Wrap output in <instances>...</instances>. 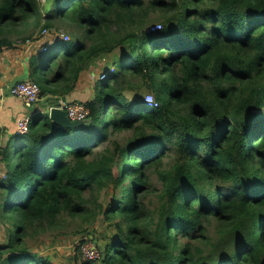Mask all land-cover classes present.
I'll list each match as a JSON object with an SVG mask.
<instances>
[{"label":"trees","instance_id":"1","mask_svg":"<svg viewBox=\"0 0 264 264\" xmlns=\"http://www.w3.org/2000/svg\"><path fill=\"white\" fill-rule=\"evenodd\" d=\"M64 26L63 50L31 60L41 97L70 93L101 54L118 57L84 124L33 113L4 145L0 127V264H53L27 239L86 216L84 193L105 189L114 232L79 264H264V0H0V53ZM142 86L158 106L125 95Z\"/></svg>","mask_w":264,"mask_h":264},{"label":"rangeland","instance_id":"2","mask_svg":"<svg viewBox=\"0 0 264 264\" xmlns=\"http://www.w3.org/2000/svg\"><path fill=\"white\" fill-rule=\"evenodd\" d=\"M38 1L42 4L43 8H48L50 5V0ZM67 30V27L64 26L60 28L58 32H64L67 34ZM68 35L70 36L69 33ZM59 46L60 45L58 43L53 44L50 50L45 54L43 53V55H54L58 49L62 51L63 49L59 48ZM117 57L118 49H115L112 53H103L98 59L94 60V64L91 66L93 72H95V76L101 74V69L105 66H109ZM88 70H91V67H89L87 71ZM40 74H42V72H40ZM96 80H98L97 77H95L94 83H96ZM150 92V90H147L144 86H142L138 91L125 90V95L129 99L135 97L144 99L146 93ZM44 115L45 113H43V116ZM45 118H42V120ZM126 136L127 133H120L118 138L123 139ZM98 147H102V145ZM170 162V158H165L162 162V168H168ZM4 170L5 168L2 163H0V177H4ZM149 175H151L150 183L157 191L148 197L147 207L150 210H154L155 206L158 204V191L161 189L162 185L160 177L157 173L151 172ZM111 193L112 190L110 189H105L100 192L86 191L84 193V204L88 214L83 217H71L67 214H63V219L58 227L47 228L45 231L39 233L35 238L27 239L29 250L51 260L53 264H79V262L83 260L82 253L80 251V244L83 241L88 242L90 245L94 244L99 250V245H103L114 232L113 229L115 228V225L111 224L110 221L102 214L104 204L108 200ZM214 225L215 224H207V227L210 230L209 234L212 237L215 235L213 231ZM6 237L7 235L5 229L0 222V242L4 243L6 241Z\"/></svg>","mask_w":264,"mask_h":264},{"label":"crops","instance_id":"3","mask_svg":"<svg viewBox=\"0 0 264 264\" xmlns=\"http://www.w3.org/2000/svg\"><path fill=\"white\" fill-rule=\"evenodd\" d=\"M45 41L43 37L38 38L37 32L32 39H29L22 44H17L13 48L3 49L0 53V83L3 88L7 87L10 80L22 75L26 70L29 73L31 60H33L32 58H38L43 55L41 53V47ZM92 64H94V61L89 62L85 69L80 72L76 86L70 93L60 96H43L31 107H26L19 98L0 91L1 143L4 145L8 136L16 133L17 121L20 117L25 114L32 115L35 113L39 115L42 112L45 113L46 108L43 104L47 98H49V100H55L57 103L62 100L63 96H65V100L67 101H86L92 99L95 92L94 85L96 84L94 83V80L95 77H97L92 70ZM89 67H91V70L87 71ZM27 79H29V76H27Z\"/></svg>","mask_w":264,"mask_h":264},{"label":"built area","instance_id":"4","mask_svg":"<svg viewBox=\"0 0 264 264\" xmlns=\"http://www.w3.org/2000/svg\"><path fill=\"white\" fill-rule=\"evenodd\" d=\"M154 27L160 28L161 24L155 23ZM40 37H43L44 41L46 40L42 44L41 47L42 52L47 48V46H50L53 43H55L58 38H61L64 41L70 39V36L64 32L59 33L58 31L46 29V28H43L41 31L38 32V38ZM104 76L105 74L103 73L99 75V78H103ZM0 91L6 92L11 96L19 98L26 107H31L33 104H35L41 99L39 85L35 81L27 78L16 82V84L12 87L7 86L6 88H3L0 83ZM144 100L151 107L158 106V101L154 98L151 92L146 93ZM54 105H56L60 109L65 110L67 116L71 120L87 119L90 112L89 107L84 103V101H80V100H72V101L61 100L58 101V103L56 102ZM30 119H31L30 114H25L22 117H20L17 121L16 133L27 132L29 129ZM80 251L82 253V258L84 260L96 259L99 257L98 248L94 244L90 245L88 242L83 241L80 244Z\"/></svg>","mask_w":264,"mask_h":264},{"label":"water","instance_id":"5","mask_svg":"<svg viewBox=\"0 0 264 264\" xmlns=\"http://www.w3.org/2000/svg\"><path fill=\"white\" fill-rule=\"evenodd\" d=\"M27 70L22 74L17 77H14L12 80H10L7 84V86L12 87L16 84V82L26 79L28 74ZM62 100H65V96L62 97ZM53 103H56L55 100H49L47 98L45 100V103L43 104L44 107L46 108L45 110V115L51 119L53 122L56 124H59L61 126L65 127H73L76 125H81L84 124L85 122L88 121V119L84 120H71L68 116L65 110L58 108L56 105Z\"/></svg>","mask_w":264,"mask_h":264},{"label":"clouds","instance_id":"6","mask_svg":"<svg viewBox=\"0 0 264 264\" xmlns=\"http://www.w3.org/2000/svg\"><path fill=\"white\" fill-rule=\"evenodd\" d=\"M51 30H53V29H51ZM53 44H55V43H53ZM53 44H52V45H53ZM52 45H51V46H52ZM109 70H110V69H109ZM110 72H111V70H110ZM99 75H101V74H98V75H97V79H101V78H99Z\"/></svg>","mask_w":264,"mask_h":264}]
</instances>
